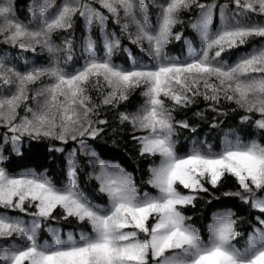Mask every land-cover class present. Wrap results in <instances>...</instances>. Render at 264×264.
<instances>
[{
    "label": "snow or ice",
    "instance_id": "1",
    "mask_svg": "<svg viewBox=\"0 0 264 264\" xmlns=\"http://www.w3.org/2000/svg\"><path fill=\"white\" fill-rule=\"evenodd\" d=\"M155 6L159 19L150 25L146 0H35L33 22L25 24L16 17L14 0H0V42L21 50L40 47L52 57L51 66L25 72L0 62V128L6 129L0 135V161L3 145L10 141L17 150L25 136L63 143L71 140L86 147L85 141L100 135L104 131L100 125L108 123L99 118L101 106L115 107L139 87L144 89V105L134 114L119 113V120L130 124L133 132L147 133L133 136L142 156L160 157L159 164L149 169L147 181L158 195H141L131 174L100 161L94 179L108 199L106 207L93 204L80 191L75 167L68 169L67 183L60 187L34 172L10 175L0 167V240L10 241L14 235L26 240L23 246H0V264H264V199L260 198L264 196V145L226 141L219 152L193 149L179 156L176 128L191 126L173 116L177 107H188L197 97L211 101L213 111L223 100L248 114L243 120L257 114L256 125L264 131V46H254V51L232 64L222 59L225 52L242 48L250 40H264V0H163ZM193 9L201 13L199 22L192 25L200 33L201 46L179 61L167 56L165 47L171 39L181 38L173 28L183 23L181 13ZM217 10L231 15L225 16L222 28L210 33ZM253 15L262 19L255 22ZM76 17L101 29L111 18L132 43L147 51L152 63H134L131 68L114 65L111 55L120 44L114 37L105 42L102 58H97L95 42L89 40L87 62L74 72H65L59 55L70 51V45L66 41L64 48L58 47L53 35L71 29ZM43 77L50 82L38 86L33 94L30 85ZM93 91L102 98H94ZM165 98L172 104H166ZM225 176L233 177L239 189L227 195L239 197L259 212L254 217L259 230L248 237L243 250L234 243L242 233L231 210L214 219L206 239L181 211L194 206L196 193L208 192L206 184L215 188ZM58 207L64 219L72 217L90 231L78 239L69 235L66 240L53 232L52 244L38 243L41 220L52 218ZM15 211L35 219L26 225L10 217ZM149 219L154 223L149 225Z\"/></svg>",
    "mask_w": 264,
    "mask_h": 264
},
{
    "label": "trees",
    "instance_id": "2",
    "mask_svg": "<svg viewBox=\"0 0 264 264\" xmlns=\"http://www.w3.org/2000/svg\"><path fill=\"white\" fill-rule=\"evenodd\" d=\"M62 0H57L61 3ZM163 0H146L148 11L146 14L147 23L155 25L159 19L158 9L155 4L162 3ZM208 3L209 0H201ZM224 2V0H221ZM35 0H14L16 17L22 23H32L31 11ZM105 14L107 15L106 11ZM231 15L225 10H217L212 22L209 25V32H216L225 24V16ZM143 19L144 17H138ZM201 18L199 9H193L181 13L183 23L177 24L173 28L174 33H180L179 40L171 39L165 47L167 56L184 61L189 58L190 53L195 50L199 51L201 46L200 33L192 25L198 23ZM262 18L253 15V20L259 22ZM131 31L135 32L133 26ZM119 38L120 44L114 48L111 60L116 66L131 68L134 63L141 65H150L151 57L147 51L132 43L127 34L121 32L120 26L111 18L105 23L103 29L97 24L89 26L82 18L76 17L71 29L54 33V43L61 48L65 47L67 41L70 45V51H63L59 55L60 66L65 72L71 73L78 70L87 62L88 54L86 44L89 40L95 42V55L97 58L104 56V44L106 41ZM254 46H264V40L259 38L250 40L242 48H236L223 54L222 59L227 64L234 63L239 57L247 51H254ZM147 45L145 44V48ZM71 56V59H69ZM52 57L44 49L37 47L35 51L21 50L10 44L0 42V62L7 64L21 72L29 71L33 67L51 66ZM48 77H43L35 85H30L33 90L41 84L49 83ZM101 87L106 91V86L101 82ZM143 87L130 91L128 99L120 102L117 106H101L99 118L108 121L105 125H100L104 131L94 139L88 138L85 143L86 147L76 141L69 140L63 143L50 138L31 139L25 136L18 144V149L13 150L11 142H6L4 147V159L0 161V167L10 175H20L25 172H34L37 175L46 176L56 186L60 187L67 183V172L70 167L76 169V181L80 191L93 204L99 207H106L108 199L106 195L98 191V183L94 179L95 170L98 163L103 161L109 165H116L131 174L136 187L141 195L147 192L150 195H158L156 189L147 183L150 178L149 169L158 164L159 155H141L140 144L133 139L134 135L140 136L142 131L133 132L132 126L128 123H121L119 113L125 112L134 114L138 112L145 103V97L142 95ZM92 95L96 99L102 98L100 93L95 91ZM165 102L171 105L172 102L165 98ZM35 107V103L31 102ZM211 101H206L203 97H197L195 103L188 107H177L173 112L176 121H187L190 128H176L175 149L177 155L184 156L193 149L202 152H219L227 142L249 143L256 141L264 145V131L259 129L256 121L259 116L251 114V119L243 120L246 114L239 109L234 103L221 101L216 104L217 111L212 110ZM24 115L23 109L20 111ZM192 129H195L193 131ZM6 129L0 128V135H5ZM10 135V134H7ZM73 161L70 165L69 161ZM208 192L196 193L194 206H187L181 211L190 219V223L196 227L206 239L208 226L214 219L227 210L233 212L234 218L238 220L237 229L242 233L236 243L237 247L243 249L247 246L248 237L259 230L254 217L259 216V212L251 208L250 204L242 202L239 197L227 195L238 191V184L231 176H225L219 186L213 188L206 184ZM178 187V186H177ZM178 189L189 194L188 190ZM260 195L259 193L257 194ZM264 199V196H260ZM34 209H29L31 212ZM8 212V210H3ZM11 218L19 219L26 225H30L34 217L25 215L19 211L9 213ZM90 231L86 224L78 223L74 218L64 219L62 209L59 207L53 212L52 218L42 219L41 228L37 231V241L40 244H52L54 238L52 233L57 232L62 239L66 240L69 235L79 238L82 232ZM26 240L21 235H14L10 241L0 240V246H23Z\"/></svg>",
    "mask_w": 264,
    "mask_h": 264
},
{
    "label": "rangeland",
    "instance_id": "3",
    "mask_svg": "<svg viewBox=\"0 0 264 264\" xmlns=\"http://www.w3.org/2000/svg\"><path fill=\"white\" fill-rule=\"evenodd\" d=\"M147 133L146 132H142L140 135H146ZM160 162V161H159ZM159 164V163H158ZM95 176V175H94ZM178 187L180 188V189H183L182 188V186H179L178 185ZM152 223H154V219H149V221H148V224L149 225H151ZM141 238H143V234H141ZM241 250H243V249H241Z\"/></svg>",
    "mask_w": 264,
    "mask_h": 264
}]
</instances>
